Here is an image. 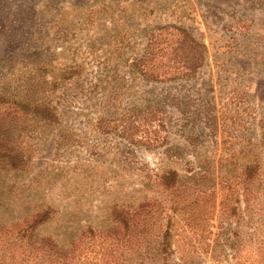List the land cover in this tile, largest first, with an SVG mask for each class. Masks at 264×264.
I'll return each instance as SVG.
<instances>
[{"label": "rangeland", "instance_id": "374dc122", "mask_svg": "<svg viewBox=\"0 0 264 264\" xmlns=\"http://www.w3.org/2000/svg\"><path fill=\"white\" fill-rule=\"evenodd\" d=\"M201 52L193 78L140 74L183 70ZM11 100L49 104L58 121L12 116ZM128 117L157 137L130 144L98 130ZM0 137L29 160L20 172L0 169L5 258L12 224L47 208L50 219L23 242L47 241L45 252L71 264H264V0H0ZM252 164L253 194L240 185L227 194L228 169L240 176ZM169 170L212 178L200 184L214 198L195 232L184 206L196 194L172 215L157 184ZM153 200L162 209L147 218L149 233L122 235L112 209Z\"/></svg>", "mask_w": 264, "mask_h": 264}, {"label": "trees", "instance_id": "16d2710c", "mask_svg": "<svg viewBox=\"0 0 264 264\" xmlns=\"http://www.w3.org/2000/svg\"><path fill=\"white\" fill-rule=\"evenodd\" d=\"M203 60L204 56L201 52L200 54L197 53L193 56L187 57L186 61H184L186 66H184L183 70H177L176 72H169L168 70H151L150 73H147L145 70H141L140 74L145 77L147 76L148 79L157 82L172 81L181 78H193L197 75V69L202 66ZM8 103V114H13L12 116H14L15 113H18L25 117H29L31 121H41L45 123H56L58 121V116L55 112V109L49 104L42 102L38 103L31 100H11ZM147 124L148 122L138 123V120H133L132 118L128 117L127 120H123L118 123H115L114 121L112 126L110 124H104L103 126L102 122H100L98 123L97 127L99 131L105 133H108L109 131H115L119 133L128 143L134 144L137 143L136 137L138 135L140 136L141 134L147 135L146 137H151L153 132L155 137H157L156 131L154 130L150 132L148 130ZM0 139L2 140L1 137ZM158 139L155 140V143L159 141ZM1 140L0 169L4 171L7 170L16 172L25 170L29 162L25 153L16 147L8 145L7 142L2 144L4 142H1ZM233 168L234 167H232V169ZM258 170L259 168L256 166V164L248 165L241 169L240 176L234 177L229 174V172L232 170L228 169V174L223 178V189H225L228 194L232 192L233 187L240 185L242 194L244 196L247 195L248 197L251 196L253 194L252 188L254 186L253 184H255L254 180L258 175ZM209 174L211 176V172ZM205 180H207L209 183L212 182V178L210 177L208 180L206 176H201L200 179L197 177H191L189 181L180 180L179 174L175 170L166 171L158 177V186L163 188L165 191H168V196H172V198L169 199L171 204L168 208L172 215L180 213L179 207L177 206L187 202L192 194H196V197L184 206V208L188 209L187 212L190 215V221L185 225L193 230V232L197 230L191 228L190 226L198 225L203 222V216H205L206 213H209L208 208L211 207V203L214 198V192H207V190H210L211 188L205 190L200 187V184ZM208 184H204V186L207 185V187H212ZM224 199L228 201V196H224ZM165 201L163 200L162 203H166ZM159 208L162 209L159 205V202L156 200L143 202L137 205L114 207L111 211L112 220L114 224L123 232L122 235L124 236L128 235L131 231H137L141 233V235H144L149 233L147 229L148 222H146L147 218H150L155 211L159 210ZM160 211L163 212V210ZM226 211H230L231 214H234L237 211V208L230 207ZM51 213L52 211L50 209L45 208L36 212L32 216L25 218L21 223L17 221L16 223L12 224L11 229L8 232L9 239L5 244L9 246V256L5 258V256L0 255V264H22L23 262L29 261L32 258L45 259L44 262L46 264H71V261L74 260L73 256H69L66 258V260L60 261L58 260L59 258L54 257L53 254L45 252V245L47 241L44 242L42 247H31L30 245L24 244L23 242L39 226L46 223L50 219ZM166 218L167 220L163 226L164 229L159 236V240H161L160 249L164 254L167 253L168 246L170 245V232L173 226V218L170 215H167ZM86 234H91V230L87 229L86 232L83 233V236H86ZM14 237L18 241H12V238ZM112 255L113 254H111V256ZM213 257L214 256L212 255V258ZM184 264L191 263L185 262Z\"/></svg>", "mask_w": 264, "mask_h": 264}]
</instances>
